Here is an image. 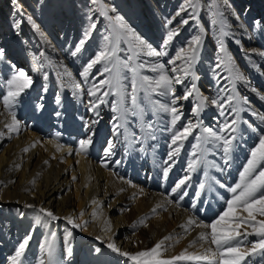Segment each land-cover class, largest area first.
Returning a JSON list of instances; mask_svg holds the SVG:
<instances>
[{"label":"bare ground","instance_id":"6f19581e","mask_svg":"<svg viewBox=\"0 0 264 264\" xmlns=\"http://www.w3.org/2000/svg\"><path fill=\"white\" fill-rule=\"evenodd\" d=\"M91 1L100 13L95 25L107 20L109 29L95 27L91 30L90 22L84 19L85 14L80 16L79 0H67L70 18H65L58 6L59 0H0V28L10 44L9 51L2 49L4 56L0 60V202L4 205L0 204V264H11L15 249L29 236L31 239L21 258L22 264H39L40 260L49 264L48 243L55 249L56 264H135L130 258L108 249L107 244L114 243L121 252L136 253L151 249L169 236L171 238L162 245L160 258L164 260L182 252L199 255L208 247L214 250V245L198 240L201 232H210L199 225L211 223L225 210L227 200L232 197L228 189L239 182V174L259 142L261 135L258 132H264V121L259 118L264 115V55H261L264 53V0H191L194 8L186 0ZM117 16L127 27L132 25L133 32L148 45L167 55L148 57L146 49L134 55L135 42H129L130 38L116 22ZM192 16L196 19H191ZM28 17L37 26L41 24L39 31L32 27ZM185 19L188 24H181ZM168 20L173 21L171 25L167 24ZM17 22H20L19 29L14 27ZM256 22H259L258 26ZM170 28H178L179 35L163 48V40ZM89 31L90 38L82 51L73 57L71 51ZM223 32L228 35L223 36ZM195 36H200L201 42L193 75L174 87L177 95L193 85L197 91L188 100L180 101L178 107H181L182 119L173 127L170 114L159 110L156 104L157 101L168 104L167 96L148 91L147 82L142 78L155 79L158 73L152 72L151 66L160 63L168 66V60L176 51ZM105 37H108L110 49L115 46L116 61L121 66L127 64L128 68L121 67V96L110 94L105 98L107 102L99 104L88 92L99 80L110 76L109 73L100 75L105 64L95 65L87 79L80 73L102 50ZM221 40L223 53L218 51ZM129 57L133 58L130 60ZM218 58L225 60L220 69L215 68ZM211 61L213 65H210ZM24 63L31 72L26 71ZM145 63L149 67H139ZM10 65L25 71L28 76L31 74L32 84L6 108L3 103L8 91L6 82L15 71ZM107 66L111 68L112 63ZM133 67L136 72L130 71ZM175 75L182 76V73ZM214 75L224 97H235L231 105L225 106L224 116L220 115L221 108L211 103L213 99L219 101L222 98L202 92L206 77L209 79ZM237 76L243 78L237 79ZM134 80L143 85L137 89L135 108L125 98L131 92ZM104 91L111 89L105 85L98 95ZM83 97L99 104L95 112L90 110V105L87 108L82 104ZM121 100V111L117 112L113 104ZM40 104L42 108L37 107ZM198 104L199 112L193 113ZM232 107L239 109L238 115H232L240 122L226 158L222 141H206L203 129L211 127L217 131L228 120ZM86 110L98 121V140H92L86 153L77 154L79 143L73 138L76 132H82ZM13 113L19 121L17 132H9L6 128L12 123ZM186 114L189 121L199 124V128L183 142L179 155L169 161L168 154L174 147L171 136L184 125ZM24 119L31 123L28 125ZM51 121L54 129L47 136L35 137L31 129L35 126L41 132H47L43 129L48 130ZM117 123L120 125L118 133L113 130ZM108 127L117 144L112 150L114 154L105 157L103 139ZM242 129L254 131L256 136L244 134ZM223 135L228 137L230 134L225 132ZM197 136L201 137L200 141ZM25 148L28 151L25 152ZM193 152L200 157L198 166L190 174L187 184L172 193L175 183L185 176L187 165L194 158ZM121 155H125L127 165L123 167L120 163L117 172L126 179L116 177L110 168L120 162ZM102 161L108 164L107 168L101 166ZM169 165L170 171L165 178L163 169ZM185 192L187 195L180 200ZM118 205L128 208L125 215L116 216ZM41 208L52 211L59 219H48L47 223L42 219L37 224L38 215L44 216L39 212ZM189 217L196 223L189 225ZM69 218L80 227L69 223ZM141 219L143 223H140ZM59 223L63 229L61 234L58 233ZM130 225L138 229V234L126 235V229H121ZM69 232L70 236L67 235ZM257 240L255 235L246 238L250 247ZM69 246L71 253L67 251ZM174 264L206 262L182 260ZM246 264H264V256L248 257Z\"/></svg>","mask_w":264,"mask_h":264},{"label":"snow or ice","instance_id":"6c2138e0","mask_svg":"<svg viewBox=\"0 0 264 264\" xmlns=\"http://www.w3.org/2000/svg\"><path fill=\"white\" fill-rule=\"evenodd\" d=\"M186 3L189 4L190 7H195L192 4L191 0H186ZM181 11H185L184 8H181ZM107 14L106 12L104 13ZM180 13L178 12L177 15ZM116 22L119 24L120 29L123 30V33L130 38L129 42L133 43L134 55H139L140 52L146 49V55L148 57H160L165 56L167 53L165 51L157 50L150 45H148L142 38L137 36L133 30L127 27L122 18L117 16ZM191 19L195 20L196 17L192 16ZM238 19V17H237ZM28 21L32 23V27L36 28L39 31L38 26L31 21V17H28ZM172 20H168L167 24L171 25ZM188 20H182L181 24H188ZM256 25H259V22H256ZM14 27L19 29L20 22H17ZM96 25L93 23L90 26V29H94ZM243 27V25H241ZM91 32H85L84 37L79 41V43L75 46L74 51H71V55L75 57L78 53H80L83 49L84 44L87 39L90 38ZM179 35L178 28H170L167 31L166 38L163 40V48H167V46L173 42L174 37ZM223 36H227V32L222 33ZM201 42L200 36L193 37L186 46L180 47L173 58L169 59L167 62L168 67L164 63H160L155 66H151V71L154 73H158L155 79H150L149 77H143L142 81L147 82V89L151 93L160 92L163 96H169L170 101L168 104L156 102L159 110L170 114L171 116V125L175 127L177 123L182 119V112L180 105V101L188 100L189 97L196 92L195 85L191 88L185 90L183 94L177 95L175 92L174 85L184 83V78H187L190 75H193L192 69L198 59L199 45ZM115 46L111 49L109 48L108 37H105V45L102 50L97 52L95 57L92 58L86 66L83 68V71L80 73L82 77L85 79L88 78L89 73L93 69V67L99 63H104L105 67L103 73L100 75H104V73H109L110 76L105 79H101L98 83L92 86V89L88 92L90 97H96V100L99 101V104H103L107 102L105 98L110 94H115L117 96H121L123 91V85L121 84L120 71L121 67L128 68L127 64H123L122 66L115 59ZM218 51L224 52V45L222 40L219 42ZM264 55V53H261ZM4 52L0 49V60L3 59ZM133 57H129L131 60ZM177 61L180 63L177 64ZM112 63V67L109 68L107 66L108 63ZM225 65V60L222 58H218V62L215 64L216 69H220ZM12 69H15V65H10ZM141 68L149 67L148 64L139 65ZM132 72H136V68L133 67L130 69ZM171 73L172 75H170ZM176 73H182V76L175 75ZM219 76V73H217ZM237 79H242V76H237ZM7 84V94L3 97V103L6 108H9L13 103L17 101V98L23 93L26 89L30 87L32 84V79L28 76L25 71L15 69L14 73L10 76V78L6 82ZM105 85H107L111 91H104L101 95L98 93L104 89ZM143 86L142 84L138 85V83L134 80L131 85V92L126 95V99L131 101V105L133 108L137 106V97L136 92L138 87ZM78 87V85H77ZM226 91V90H224ZM203 100L204 98L201 97ZM244 102L247 103V98H243ZM235 97L227 96L223 100L213 99L211 103L213 105H218L221 108L220 115H225V106L231 105ZM59 102V100L57 101ZM123 101H118L113 104V108L115 111H121L120 105ZM99 104L93 103L90 101V110L95 112L99 107ZM37 107L42 108L43 105L40 104ZM200 110L199 104L197 107L193 108V113H198ZM127 111V109H125ZM239 109L236 107H232L229 115L233 113L238 115ZM257 115L256 113H253ZM59 115V113H57ZM259 118L264 121V115H260ZM114 119H117L114 117ZM98 121H84V128L90 134L86 136V138L81 139L79 141V147L76 150L77 154L84 152L86 153L88 148L92 144V136L95 134L92 131L93 125ZM240 121L236 118L231 120H225L222 127L219 129V134L216 130L211 127L203 129V132L206 134L204 139L206 141H222V148L227 158L230 153L233 145V141L235 136L233 135L237 131V125ZM6 128L9 132H17L19 129V121L15 118V113L12 114V123L6 125ZM120 125L119 123L114 124L113 130L114 132L119 131ZM199 128V124L193 123L192 121H188L186 124L182 125L180 130L174 131L171 136V145L172 150L168 154V160H173L174 157L179 155L180 148L185 140L191 136L194 131ZM228 132L230 135L225 137L223 133ZM197 140L200 141L201 137L197 136ZM115 145L112 141L107 142V147L105 148V157L113 155V148ZM200 145L197 144L196 148L199 149ZM24 151H28L27 148ZM71 153L72 150L70 149ZM193 159L187 165V171L183 178H181L178 182L175 183L174 187L171 189L172 193H177L180 191L190 180V174L195 171L198 163L200 162V157L197 155V152H193ZM45 164L48 162L45 161ZM116 163H119L117 161ZM167 163V162H166ZM102 167L107 168L108 164L102 161ZM19 167V165L17 166ZM170 171V165L166 166L163 169V175L166 178ZM76 179V177H73ZM34 184V181H32ZM130 183V182H129ZM204 185L201 184L200 188L203 189ZM123 191V189H121ZM232 193L231 199L227 200V207L225 210L219 215V217L213 220L211 223L207 225H199L210 229V232L205 233L201 232L198 240L207 241L210 245H214L215 249L212 247H208L205 249L203 254L193 255V254H185L182 252L178 256L172 257L170 260L161 259V250L164 241L170 239L171 237H165L163 240L157 242L151 249L138 251L136 253H128L121 252L118 247L114 243H108L107 248L111 249L113 252L119 253L124 257L130 258L131 261L135 262V264H174L175 261H203L206 264H246V260L248 257H254L256 255L264 256V219H258V217H264V135L259 137V142L251 150L250 158L247 160V163L243 167V171L239 174V182L235 184V186L228 189ZM184 195H187L185 192L180 196V200H183ZM199 196V193H197ZM27 207H32V205H27ZM195 208V204L192 205ZM155 212V209L152 210ZM40 213H43L44 216L41 217L38 215L37 224L41 223L43 219L45 223L48 222V219L51 221H55L59 219L52 211L41 208L39 210ZM95 216V213H93ZM69 223L74 222L69 218ZM140 223H143V219L140 220ZM187 223L192 225L196 223V221L189 217ZM75 227H80L78 224H74ZM251 229V232L248 229ZM243 229V231H242ZM71 235V232L67 234ZM255 235L258 237V240L251 244V247H241V244L246 240L247 236ZM31 237L25 238L23 242L19 243L18 247L15 249V254L10 258L11 264H22L21 258L24 256L25 249L29 243ZM67 239V237H66ZM97 239H101V237H97ZM195 243V241L193 242ZM191 246V245H190ZM47 254L49 257V264H56L55 262V249L51 243L46 245ZM67 251L71 253V247L67 248ZM97 252L100 250L97 249ZM39 264H44L43 260L39 261Z\"/></svg>","mask_w":264,"mask_h":264},{"label":"rangeland","instance_id":"374dc122","mask_svg":"<svg viewBox=\"0 0 264 264\" xmlns=\"http://www.w3.org/2000/svg\"><path fill=\"white\" fill-rule=\"evenodd\" d=\"M80 1V3H81V8H80V16H83V13L85 14V20L86 21H88V22H90V24H89V27L94 23H96V21H99V17H100V13H99V11H98V9H97V7L95 6V5H93V3H92V1L91 0H79ZM59 2H60V5H58V6H60L61 7V11L63 12V14H64V16H65V18H70V11L67 9V7H68V5H67V0H59ZM82 2H83V6H82ZM23 4V3H22ZM76 9H77V6H76ZM91 13V14H90ZM25 14H28L26 11H25ZM89 16V17H86V16ZM40 25L41 24H38V27H40ZM99 25V26H98ZM98 25H96V28H99V29H101V27H104V28H106V30L107 29H109V22L106 20V22L105 21H102V22H100V23H98ZM133 31H134V27L132 26V25H130L129 26ZM41 30L43 29V26L40 28ZM92 30V29H91ZM135 33V32H134ZM164 39V38H163ZM3 46V47H2ZM10 44H9V41L6 39V38H4V34L2 33V29L0 28V48L1 49H5L4 51H9L10 49ZM211 60V59H210ZM214 64V62L213 61H211L210 62V65H213ZM26 65H25V63L23 64V67H25ZM66 66V65H65ZM100 67H102V65H100ZM26 71L27 72H31L30 71V69H29V66H26ZM71 74L72 75H75V73L74 72H71ZM77 75H79V74H77L76 73V76ZM30 76H32L31 74H30ZM156 78V77H155ZM151 79H153V78H151ZM201 87H203V86H201ZM204 87L205 88H202V92L203 93H205V94H207L206 92H210L211 94H214V96H219V97H221L222 98V100L225 98L224 97V95H223V93L219 90L220 89V83L217 81V78H216V76L214 75V77H210L209 79H207V77H206V84L204 85ZM82 89H84V88H82ZM55 93H56V89H55ZM158 93H160L159 91H158ZM167 100H168V102L170 101V97L169 96H167ZM40 100H37V102H39ZM82 104L84 105V106H86L87 108H88V106L90 105V100H88V98L87 97H83V99H82ZM86 114L84 115V118H85V121H89V122H91V121H95L94 120V118H93V114H90L89 112H88V110H86V112H85ZM184 124H186L188 121H189V116L186 114L184 117ZM233 118H235V116L234 115H230L229 116V118H228V120H231V119H233ZM24 122L25 121H27L26 123L28 124H30L31 122H30V120H26V119H24L23 120ZM53 121H51V123H50V125H49V127L48 128H46V129H48V130H45V129H43L44 131H47V132H41L40 130H38L35 126L31 129L32 130V132H34V134H35V137H44V136H47L54 128H53V123H52ZM28 124V125H29ZM97 126H98V124H94L93 125V128H92V131L95 133L93 136H92V140H98V136H97ZM108 126H109V124H108ZM221 127H219L218 129H217V131H218V133H219V129H220ZM81 129H82V132H80L81 133V135H78V134H80V133H77L76 132V134L74 135V141H76L77 143H79V141H80V138H82V139H84V138H86V136L87 135H89L90 133L89 132H87L86 130H85V128H84V123L82 124V126H81ZM110 129V127H108V132H106V135H105V138L103 139V145L104 146H106L107 147V142L108 141H112V143L116 146V144H117V142L115 143V136H113L112 135V132L109 130ZM263 130H264V128H263ZM242 131H243V133L244 134H248L249 133V136L251 135V137H255L256 136V133H254V131H251V132H248V130H246V129H242ZM258 134H260V135H263L264 134V132L263 131H259L258 132ZM255 140V139H254ZM255 142H256V140H255ZM9 143L8 142H6V145H8ZM120 163H123V167H126L125 165H127V163H126V161H125V155H121V158H120V162L116 165V166H113V167H110L111 168V170H112V173L116 176V177H118V178H120V179H126L127 177L126 176H124V177H121V176H119L118 175V172H117V169H118V166L120 165ZM75 181H77V179L75 180ZM137 184L138 185H142V182H137ZM236 184V183H235ZM235 184H233V186H235ZM232 186V187H233ZM0 195H1V193H0ZM0 204H2L1 202H0ZM1 206H4L3 204L1 205ZM122 209V210H121ZM128 210V208H125V207H123V206H121V205H118V207L116 208V216H121V215H125V213H126V211ZM60 227V228H59ZM121 229H126V231H125V234L126 235H128V234H138V229L137 228H134V227H132L131 225L130 226H126V227H124V228H121ZM64 230H66V228L64 229ZM63 232V229L61 228V223H59L58 224V233H62ZM241 247H248V248H250V246H249V244L247 243V241L246 240H244V242L241 244Z\"/></svg>","mask_w":264,"mask_h":264}]
</instances>
